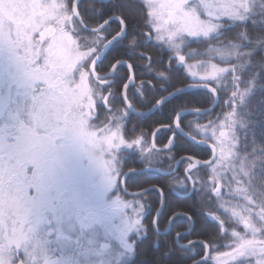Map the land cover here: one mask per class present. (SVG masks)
Wrapping results in <instances>:
<instances>
[{"label":"snow or ice","instance_id":"obj_1","mask_svg":"<svg viewBox=\"0 0 264 264\" xmlns=\"http://www.w3.org/2000/svg\"><path fill=\"white\" fill-rule=\"evenodd\" d=\"M0 264H264V0H0Z\"/></svg>","mask_w":264,"mask_h":264},{"label":"trees","instance_id":"obj_2","mask_svg":"<svg viewBox=\"0 0 264 264\" xmlns=\"http://www.w3.org/2000/svg\"><path fill=\"white\" fill-rule=\"evenodd\" d=\"M140 107H143V105H140ZM142 119H145V120H152V121H154V120H156V119H160V116H154V115H150V116H148V117H146V118H142Z\"/></svg>","mask_w":264,"mask_h":264},{"label":"water","instance_id":"obj_3","mask_svg":"<svg viewBox=\"0 0 264 264\" xmlns=\"http://www.w3.org/2000/svg\"><path fill=\"white\" fill-rule=\"evenodd\" d=\"M190 91H192V90H190ZM133 115H135V114H133ZM150 115H152V113L145 112L144 117H148V116H150ZM142 118H143V117H142Z\"/></svg>","mask_w":264,"mask_h":264},{"label":"flooded vegetation","instance_id":"obj_4","mask_svg":"<svg viewBox=\"0 0 264 264\" xmlns=\"http://www.w3.org/2000/svg\"><path fill=\"white\" fill-rule=\"evenodd\" d=\"M153 115V114H152ZM146 118V117H145ZM189 119H193L194 117L189 116ZM160 135H166V133H161Z\"/></svg>","mask_w":264,"mask_h":264}]
</instances>
